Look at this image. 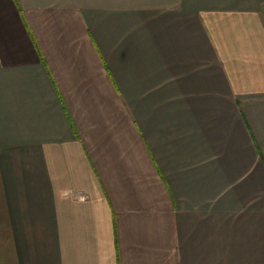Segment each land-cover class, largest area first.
I'll return each instance as SVG.
<instances>
[{
    "label": "crops",
    "instance_id": "0c3cea01",
    "mask_svg": "<svg viewBox=\"0 0 264 264\" xmlns=\"http://www.w3.org/2000/svg\"><path fill=\"white\" fill-rule=\"evenodd\" d=\"M0 264H264V0H0Z\"/></svg>",
    "mask_w": 264,
    "mask_h": 264
}]
</instances>
